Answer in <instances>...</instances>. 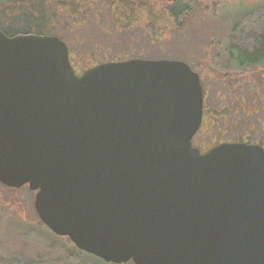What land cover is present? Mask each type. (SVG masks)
Segmentation results:
<instances>
[{
	"label": "water",
	"instance_id": "1",
	"mask_svg": "<svg viewBox=\"0 0 264 264\" xmlns=\"http://www.w3.org/2000/svg\"><path fill=\"white\" fill-rule=\"evenodd\" d=\"M204 87L185 61L78 74L63 38L0 29V182L108 262L264 264V147L201 153Z\"/></svg>",
	"mask_w": 264,
	"mask_h": 264
},
{
	"label": "rangeland",
	"instance_id": "2",
	"mask_svg": "<svg viewBox=\"0 0 264 264\" xmlns=\"http://www.w3.org/2000/svg\"><path fill=\"white\" fill-rule=\"evenodd\" d=\"M186 1L194 9L188 16V24L176 30L177 34L169 22H174V19L165 9L162 0H158L147 12H139L143 20L151 13L161 15L154 27L151 28L147 22V30L137 27L123 36H113L112 31H104L103 26L93 22H86L79 28L76 24H70L71 28H77L70 30L65 27L68 19L65 16L62 23L54 26V33L67 39L73 47L83 52L88 51L89 57L91 52H97L99 61L138 53L153 59L183 60L203 76L204 86L208 88L209 105L220 101L216 96L217 90L226 97L230 82H236L238 78L242 81L244 96L253 98L257 82L264 89V64L243 69L236 68L229 62L230 27L247 10L264 4V0ZM151 35L153 38L149 41ZM76 62L83 68L91 64L89 60L84 63L79 60ZM252 111V108H247L244 113L249 116ZM220 126L221 129H218L219 126L211 128L207 134L208 141L211 142L220 135L222 129L226 130L222 124ZM243 126L227 127V137L242 133ZM254 129L252 139L264 138V127L256 124ZM34 200V191L29 186L15 189L0 182V264H134L131 261L108 262L77 248L69 237L55 234L38 216Z\"/></svg>",
	"mask_w": 264,
	"mask_h": 264
},
{
	"label": "trees",
	"instance_id": "3",
	"mask_svg": "<svg viewBox=\"0 0 264 264\" xmlns=\"http://www.w3.org/2000/svg\"><path fill=\"white\" fill-rule=\"evenodd\" d=\"M158 0H0V29L7 35L13 37L17 34H54V26L62 23L65 16H68L66 29H77L86 22L100 24L102 30H110L113 36L125 35L137 27L147 30V22L150 27L158 22L161 15L151 13L146 20L142 19L140 11L153 8ZM164 7L173 17L170 21L172 30L188 24V16L194 8L188 5L186 0H162ZM153 4V5H152ZM61 12V14H60ZM70 24H76L77 28H71ZM104 24V25H103ZM133 29V30H132ZM230 47L228 48L229 62L236 68L257 67L264 64V4H258L253 9L247 10L235 24L230 27ZM58 36V35H57ZM58 37L63 38L61 35ZM133 38V37H132ZM153 35L149 38V41ZM71 53L70 58L84 63L89 60L91 64L86 65L83 70L93 67L104 61L126 60L129 58H145L141 53L130 55L124 58H105L99 61L97 52H87L75 48L63 38ZM86 57V58H85ZM89 57V58H88ZM85 58V59H84ZM72 61V60H71ZM80 65V64H79ZM194 68V67H192ZM195 69V68H194ZM196 70V69H195ZM197 71V70H196ZM198 72V71H197ZM202 84L204 86L203 76ZM207 99V98H206ZM259 124V123H258ZM262 128L264 125L259 124ZM211 130V129H210ZM209 130V132H210ZM208 132V133H209ZM264 139V138H263ZM25 187V186H23Z\"/></svg>",
	"mask_w": 264,
	"mask_h": 264
},
{
	"label": "flooded vegetation",
	"instance_id": "4",
	"mask_svg": "<svg viewBox=\"0 0 264 264\" xmlns=\"http://www.w3.org/2000/svg\"><path fill=\"white\" fill-rule=\"evenodd\" d=\"M71 56V53H70ZM74 70L78 74L83 73V68L79 66L76 60L71 59ZM244 69V68H243ZM246 69V68H245ZM199 73V72H198ZM200 75V74H199ZM202 79V77H201ZM257 89L252 93L253 98L245 97L243 94V84L242 81L236 80V82L231 81L229 86V91L226 94V97L217 90L216 96L220 98V101L209 105L208 103V89L205 98L204 104V114L202 119V124L200 128L196 131V135L192 139L193 146L199 148L201 153H206L208 150L214 146H217L220 143L224 142H240L244 141L247 143H257L264 147V139L256 138L252 139V131L255 129L256 124L264 125V89L260 86V83L257 82ZM205 94V88H204ZM221 95V96H220ZM233 95V96H230ZM231 97L228 101V97ZM205 97V95H204ZM247 108H252L253 111L249 116L245 115L244 110ZM260 113V114H259ZM223 125L226 130H221L220 135L215 137L211 142L207 140V134L212 127H218L221 129L220 125ZM258 124V125H259ZM234 126L238 128L243 126L244 129L242 133H235L233 137H227L229 126ZM264 136V135H263Z\"/></svg>",
	"mask_w": 264,
	"mask_h": 264
}]
</instances>
